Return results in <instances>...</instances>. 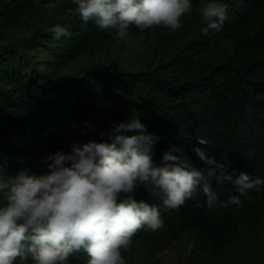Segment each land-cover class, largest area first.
<instances>
[{"label": "trees", "instance_id": "obj_1", "mask_svg": "<svg viewBox=\"0 0 264 264\" xmlns=\"http://www.w3.org/2000/svg\"><path fill=\"white\" fill-rule=\"evenodd\" d=\"M192 2L174 32L130 25L119 47L128 37L141 41L121 65L112 32L92 20L61 19L65 8L75 7L71 0L53 9L34 0H0V161L7 158V173L23 167L45 173L48 153L107 139L113 122L138 114L161 137L157 162L174 144L178 155L206 167L193 150L199 146L227 171L264 178V0H225L228 19L206 33L197 11L202 0ZM66 22L72 36L55 40L50 27ZM7 31L14 37L2 43ZM77 61L81 72L65 73ZM211 183L221 200L237 194L231 182ZM249 191L253 199L241 197V207L210 211L199 188L177 209L166 208L157 191L138 188L135 198L157 205L165 226L138 229L122 255L127 264L134 257L156 264L158 255L187 244L180 264H264V184ZM85 259L76 254L71 264Z\"/></svg>", "mask_w": 264, "mask_h": 264}, {"label": "clouds", "instance_id": "obj_2", "mask_svg": "<svg viewBox=\"0 0 264 264\" xmlns=\"http://www.w3.org/2000/svg\"><path fill=\"white\" fill-rule=\"evenodd\" d=\"M44 9L56 8L63 0H34ZM75 7L64 9L61 19L79 17L92 20L98 28L125 38L130 25L140 30L162 26L169 31L183 27L192 12V0H71ZM225 0H202L197 8L202 32L220 30L228 19ZM55 40L71 37L69 23L50 29ZM102 135H104L102 133ZM107 139L73 143L70 151L48 153L47 172L36 174L29 168L15 174L6 171L7 158L0 161V264H71V257L83 253L84 264H127L122 249L132 243L138 229L156 232L165 226L159 207L137 200L143 187L161 194L168 209H177L197 188L205 194V207L216 211L229 204L241 207L249 190L259 192L264 178L251 177L243 170L227 171L223 162L194 147L206 167H197L177 153L170 144L153 159L160 135L148 130L138 114L113 122ZM201 144L208 143L197 137ZM231 182L237 194L221 200L212 189Z\"/></svg>", "mask_w": 264, "mask_h": 264}, {"label": "rangeland", "instance_id": "obj_3", "mask_svg": "<svg viewBox=\"0 0 264 264\" xmlns=\"http://www.w3.org/2000/svg\"><path fill=\"white\" fill-rule=\"evenodd\" d=\"M14 37L13 31H7L5 39H3L1 42H7L11 40ZM123 40L121 38H118L117 40V47L114 49L119 50L117 57L114 54L113 57L116 58V62L121 65L129 64V61H131L132 56H134L135 52H137L139 48V42L141 41V37L136 38H129L127 40H124V43L126 44L124 49L120 48V41ZM67 67V66H65ZM82 68L81 61H77L73 64H71L69 67H67L64 71L67 74H73V73H80ZM41 69V67H39ZM187 244H184L181 248H179L177 251L173 249H169L163 254H160L157 256L158 261L156 264H180L183 262V256L182 254L186 252V250L189 248ZM130 264H153V263H147V262H141L138 261L135 257L132 258V261Z\"/></svg>", "mask_w": 264, "mask_h": 264}]
</instances>
